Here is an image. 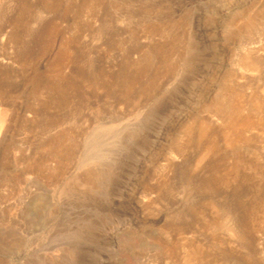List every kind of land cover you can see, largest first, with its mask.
<instances>
[{
  "label": "rangeland",
  "instance_id": "1",
  "mask_svg": "<svg viewBox=\"0 0 264 264\" xmlns=\"http://www.w3.org/2000/svg\"><path fill=\"white\" fill-rule=\"evenodd\" d=\"M0 264H264V0H0Z\"/></svg>",
  "mask_w": 264,
  "mask_h": 264
},
{
  "label": "bare ground",
  "instance_id": "2",
  "mask_svg": "<svg viewBox=\"0 0 264 264\" xmlns=\"http://www.w3.org/2000/svg\"><path fill=\"white\" fill-rule=\"evenodd\" d=\"M223 106H224V108L226 109V105L224 104ZM96 139H97V138H96ZM94 144H95V142H94ZM98 144H99V143H98ZM97 147H98V146H97ZM93 173H94V172H93ZM93 173L91 172L92 175L90 174V175H91V178L93 177ZM99 173H101V172H99ZM99 173H98V175H99ZM101 174H102V173H101ZM101 174H100L99 176H101ZM104 175H105V174H104ZM94 176H96V175H94ZM103 177H104V176L99 177V178L102 179ZM91 178H90V179H91ZM94 178L97 179V177H93L92 179H94ZM87 179H88V178H87ZM92 179H91V180H92ZM96 179H95V180H96ZM100 179H99V180H100ZM95 180H94V181H95ZM94 181H93V182H94Z\"/></svg>",
  "mask_w": 264,
  "mask_h": 264
}]
</instances>
